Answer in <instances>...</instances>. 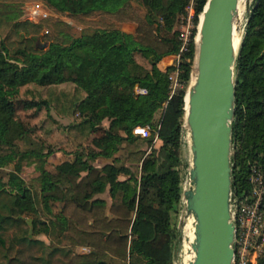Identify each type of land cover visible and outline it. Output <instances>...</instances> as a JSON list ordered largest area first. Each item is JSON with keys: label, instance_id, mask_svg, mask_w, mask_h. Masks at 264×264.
<instances>
[{"label": "trees", "instance_id": "trees-1", "mask_svg": "<svg viewBox=\"0 0 264 264\" xmlns=\"http://www.w3.org/2000/svg\"><path fill=\"white\" fill-rule=\"evenodd\" d=\"M15 1L40 2L81 25L91 19L96 22L92 30L65 35L61 41L46 32V48L34 46L43 22L15 24L16 31L23 33L22 46H14L19 38L7 29L0 32V173L11 167L5 180L0 174V264L47 263L34 248L45 250L47 245L32 239L28 231L20 241H27L31 248L6 247L8 227L25 224L29 217L34 235L49 234L52 228L63 235L65 247H55L47 256L60 254L64 264H173L176 229L171 214L182 204L184 97L207 0L193 1V27L185 49L177 66L164 71L158 67L161 59L179 53L178 24L189 0H137L143 14L130 0ZM123 24H133L134 32L123 31ZM174 69L179 85L172 90L168 77ZM67 82L74 86L71 94L64 95L67 110L81 117L68 127L77 147L71 159L49 171L45 165L54 150L16 112L19 108L39 111L43 106L49 110L52 91ZM30 84L46 88L48 97L22 98L21 88ZM135 85L147 93L135 95ZM235 99L232 189L241 192L248 188L252 164L260 168L264 179V0H255L246 18L236 60ZM145 126L148 137L133 133L134 128ZM92 135L91 147H81ZM155 137L160 141L158 148L152 145ZM121 149L129 165L121 163L117 155ZM95 158L107 162L95 167L90 162ZM24 162L39 172L37 186L27 184L20 175ZM106 190L110 205L93 199ZM37 202L48 213L52 203L61 205L51 225L37 221ZM75 246H88L90 252L72 254ZM257 264H264V253Z\"/></svg>", "mask_w": 264, "mask_h": 264}, {"label": "water", "instance_id": "water-1", "mask_svg": "<svg viewBox=\"0 0 264 264\" xmlns=\"http://www.w3.org/2000/svg\"><path fill=\"white\" fill-rule=\"evenodd\" d=\"M239 2L207 0L197 27L192 78L184 97L189 159L178 223L183 242L189 241L184 229L191 224L193 237L187 252L192 257L185 263L181 256L175 264L232 263V135L236 60L244 35L241 25L237 43Z\"/></svg>", "mask_w": 264, "mask_h": 264}, {"label": "rangeland", "instance_id": "rangeland-1", "mask_svg": "<svg viewBox=\"0 0 264 264\" xmlns=\"http://www.w3.org/2000/svg\"><path fill=\"white\" fill-rule=\"evenodd\" d=\"M131 3L138 8L140 14L144 13V10L140 8V5L137 0H130ZM253 0H240L239 8L241 11V25L243 30L246 25V18L248 14V9H250ZM246 6V7H245ZM37 11H40L37 13ZM6 13L7 16H3L1 14ZM50 13V14H48ZM18 21H30L33 23L43 22V31L34 41V46L37 48H46L49 44V41L46 40L45 33L48 32L50 36L53 38H57L58 40H62L65 38V35L68 36H78L84 30L90 31L94 27L95 20H88V22L84 25H81L75 21H72L66 16H60L53 12H49L48 9L40 2H16L15 0H0V32L7 29L11 36H16L19 39L14 40V46H22L25 43L21 42V35L23 33L17 32L15 24ZM244 24H243V23ZM126 30L130 31L131 26H126ZM178 29L181 31L182 24L179 21ZM174 58H176V54H173ZM73 84L70 82L63 83L58 85L53 93L52 97V106L49 110L43 106L39 111L35 109L30 110H22L18 109L16 112V116L19 120L23 122V124L27 127L33 129L34 133L41 137L46 144L54 150V153L48 158L47 164L45 168L49 171H52L54 167L62 162V160L72 158V154L76 150L77 144L75 138L69 134L68 127L69 125L81 121V117H79L78 113H73L67 110L68 104L64 97V95L71 94L73 92ZM47 89L37 87L36 85H26L23 86L20 90V95L24 99L36 100L42 98H47ZM68 111V112H67ZM108 124L107 121H104L102 126L106 127ZM95 135L99 136L100 131L96 132ZM94 136H90L88 142L81 147H91V139ZM152 145L156 148L160 146V141L155 140L152 142ZM144 149H148V146H144ZM149 152V150L147 151ZM118 157L121 159V163H125V159L127 158V153L121 149L117 153ZM180 156L182 159V166L180 168L182 179H183V187L185 185L186 173H187V163L189 159V150L186 143V137L183 138L181 148H180ZM11 169V167L5 168L0 173L3 176V179H6L5 172ZM20 175L27 182V184L35 185L36 178L39 175V172L35 170V166L33 164H26L24 162ZM120 178H124V176H120ZM37 221L43 222L45 225H51L50 223L55 220L56 215L61 209V205L52 203L51 204V213L46 212L42 209L41 203L37 202ZM182 205L178 207L177 212H173L171 214V223L173 227H175L176 238L174 240V246L172 251V260L173 264L177 262L180 257L182 259L186 256L185 254V243L183 241H179V236L182 235L178 230V223L181 215ZM28 220H31V225L28 224ZM25 224L15 225L12 224L8 227L7 231H5L4 236L7 238V246L14 244L22 245L28 247L27 241H20L21 236H25L26 231L29 232L32 239L43 241L47 247L43 250L42 247H34L37 252L42 253L46 258V264H64L65 258L57 254L53 258L47 256V253L50 252L53 248H62L65 247V241L63 235L59 234V231L52 228L49 234H45L40 232L38 235H34L33 231V220L32 218H25ZM40 229L43 226L39 227ZM31 248V247H28ZM73 247L72 254L79 255L80 253H75Z\"/></svg>", "mask_w": 264, "mask_h": 264}, {"label": "built area", "instance_id": "built-area-1", "mask_svg": "<svg viewBox=\"0 0 264 264\" xmlns=\"http://www.w3.org/2000/svg\"><path fill=\"white\" fill-rule=\"evenodd\" d=\"M193 1L189 0V5L186 8L187 13L180 17L182 24L181 47L179 53L175 55L177 59L185 49L190 30L193 27ZM39 12L37 11V13ZM168 78L171 82V88L174 90L179 85L178 70L171 71ZM133 91L135 95L147 93L145 88L138 85L134 86ZM133 133L146 138L150 134L149 127H136ZM247 182L248 188L241 192L232 189L231 212L235 234L231 264H257L258 258L264 253V179L256 164L250 166ZM83 251L86 253L90 249L84 247Z\"/></svg>", "mask_w": 264, "mask_h": 264}, {"label": "crops", "instance_id": "crops-1", "mask_svg": "<svg viewBox=\"0 0 264 264\" xmlns=\"http://www.w3.org/2000/svg\"><path fill=\"white\" fill-rule=\"evenodd\" d=\"M126 26H131V30L128 31L126 30ZM134 28L135 26L133 24H123L121 26V29L123 31H126V32H134ZM178 60L179 59H175L174 58V55L171 54V55H168V56H165L164 58L161 59V61L159 62L158 64V67L161 69V70H166L167 67L169 66H177L178 64ZM71 159V158H70ZM65 160H69V159H65ZM64 161V160H62ZM91 164L94 165L95 167H100L102 166L103 164H105L107 161L103 158H95V159H91L90 160ZM96 198H99V199H103L107 205H110L111 203V199H110V196H109V193H108V190H106L105 192L103 193H100V194H96L93 199H96ZM84 247H88V246H76V248L74 249V252L75 253H80V254H83L84 251H83V248ZM89 248V247H88ZM90 249V248H89ZM90 252V251H89ZM88 253V252H86Z\"/></svg>", "mask_w": 264, "mask_h": 264}, {"label": "bare ground", "instance_id": "bare-ground-1", "mask_svg": "<svg viewBox=\"0 0 264 264\" xmlns=\"http://www.w3.org/2000/svg\"><path fill=\"white\" fill-rule=\"evenodd\" d=\"M241 30L242 29H241V11H240L238 28H237V31H236V41H237V43L240 41ZM184 234L187 237V239H189V241L184 242L185 245H186V247H185L186 248L185 249L186 256L182 259V261L185 262V263H187V261L192 257V254H190V253L187 252V250L189 249L190 241H191V239L193 237L192 228H191L190 222H188V224L186 225V227L184 229Z\"/></svg>", "mask_w": 264, "mask_h": 264}]
</instances>
